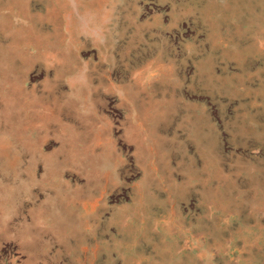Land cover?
<instances>
[{"label": "rangeland", "instance_id": "374dc122", "mask_svg": "<svg viewBox=\"0 0 264 264\" xmlns=\"http://www.w3.org/2000/svg\"><path fill=\"white\" fill-rule=\"evenodd\" d=\"M0 264H264V0H0Z\"/></svg>", "mask_w": 264, "mask_h": 264}]
</instances>
